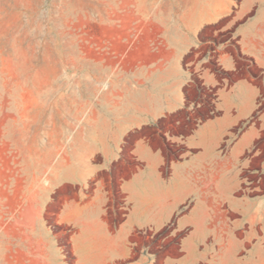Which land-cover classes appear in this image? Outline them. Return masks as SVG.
Instances as JSON below:
<instances>
[{
    "label": "crops",
    "instance_id": "0c3cea01",
    "mask_svg": "<svg viewBox=\"0 0 264 264\" xmlns=\"http://www.w3.org/2000/svg\"><path fill=\"white\" fill-rule=\"evenodd\" d=\"M147 2L42 168L51 224L21 214L0 264H264V87L244 63L264 74V0H156L153 19Z\"/></svg>",
    "mask_w": 264,
    "mask_h": 264
},
{
    "label": "rangeland",
    "instance_id": "374dc122",
    "mask_svg": "<svg viewBox=\"0 0 264 264\" xmlns=\"http://www.w3.org/2000/svg\"><path fill=\"white\" fill-rule=\"evenodd\" d=\"M155 1L147 2L148 18L162 15ZM135 5L138 0H0V250H10L20 237L21 214L40 212L51 224L42 168H53L59 150L74 146L63 136L76 132L92 75L106 68L115 22L137 19ZM230 37L229 31L209 36L199 56ZM244 63L245 74L264 87V74ZM207 65L216 68L212 59ZM53 230L63 245L66 234ZM167 248L163 243L161 250Z\"/></svg>",
    "mask_w": 264,
    "mask_h": 264
}]
</instances>
